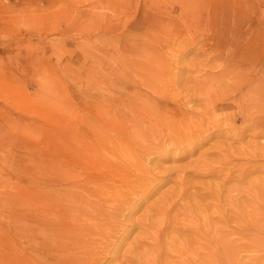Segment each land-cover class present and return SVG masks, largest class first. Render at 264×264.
Wrapping results in <instances>:
<instances>
[{"label": "rangeland", "instance_id": "1", "mask_svg": "<svg viewBox=\"0 0 264 264\" xmlns=\"http://www.w3.org/2000/svg\"><path fill=\"white\" fill-rule=\"evenodd\" d=\"M0 264H264V0H0Z\"/></svg>", "mask_w": 264, "mask_h": 264}, {"label": "bare ground", "instance_id": "2", "mask_svg": "<svg viewBox=\"0 0 264 264\" xmlns=\"http://www.w3.org/2000/svg\"><path fill=\"white\" fill-rule=\"evenodd\" d=\"M227 48H229V47H227ZM226 50V49H225ZM155 76V75H154ZM149 79V78H148ZM153 84H154V82H153ZM202 108V107H201ZM170 110V109H169ZM172 111V110H171ZM174 111V110H173ZM172 111V112H173ZM143 115H144V117L146 118V119H150V120H152V124H154V125H156V126H160L159 124H163L162 123V121L165 123L166 122V120L165 119H163V117L159 114V113H157L154 109H150V110H147V109H143V111L141 112ZM184 113H187V112H184ZM170 114H171V112H170ZM175 115V113H172V115ZM189 114V113H188ZM247 114V113H246ZM190 115V114H189ZM201 115V114H200ZM199 116V115H198ZM202 117V116H201ZM204 117V116H203ZM202 117V118H203ZM186 118H188V116L186 117ZM189 118H190V116H189ZM192 118H194V117H192ZM202 118H199V119H202ZM123 119V118H122ZM188 121V120H187ZM190 121V120H189ZM185 123V122H184ZM200 123V122H199ZM128 124V123H127ZM187 124H188V122H187ZM191 125V124H190ZM149 126H151V127H155V126H153V125H149ZM121 127V126H120ZM185 127V126H184ZM187 127V126H186ZM193 127V126H192ZM197 127V126H196ZM199 127V126H198ZM134 128H136L137 129V126H135ZM187 129V128H186ZM200 130V129H199ZM207 130V129H206ZM125 131V130H124ZM127 131V130H126ZM193 131V130H192ZM195 131V130H194ZM202 131V130H201ZM166 132V131H165ZM168 132V131H167ZM196 133V132H195ZM119 134V133H118ZM130 134V133H129ZM135 134V133H134ZM173 134V133H172ZM203 134V133H202ZM125 135V134H124ZM127 135V134H126ZM164 135V134H163ZM205 135H207V134H205ZM130 136V135H129ZM169 136V135H168ZM182 136V135H181ZM198 136V135H197ZM164 137V136H163ZM180 137V136H179ZM116 141V140H115ZM157 141V140H156ZM125 142H127L126 140H125ZM143 142V141H142ZM128 143V142H127ZM155 143V142H154ZM123 144V143H122ZM125 144V143H124ZM129 144V143H128ZM178 144V143H177ZM152 145V144H151ZM157 145V144H156ZM111 146V145H110ZM129 146V145H128ZM145 146V145H144ZM151 147V146H150ZM155 147V146H154ZM153 147V148H154ZM111 148H113V146H111ZM128 149H129V147H128ZM156 149V148H155ZM109 150H112V151H108V149L107 148H103L101 151H100V153L102 154V155H104V156H106V157H108V156H110L111 158H114L115 156V149H109ZM122 150V149H121ZM126 150V149H125ZM130 150V149H129ZM137 150V149H136ZM136 150H135V152H136ZM153 150V149H152ZM129 153L128 151H124V152H120L119 153V156H128L127 155V153ZM163 152V151H162ZM131 153V152H130ZM161 153V152H160ZM132 154V153H131ZM157 154V153H156ZM166 154H167V152H166ZM151 155V154H150ZM181 155H182V153H181ZM168 156V155H167ZM175 156V155H174ZM160 157V156H159ZM165 157V156H164ZM120 158H122L123 159V157H120ZM149 158H150V156H149ZM126 159V158H125ZM128 159V158H127ZM131 159H132V157H131ZM145 159V158H144ZM129 160V159H128ZM127 160V161H128ZM175 160H176V158H175ZM101 161V160H100ZM151 161V160H150ZM149 161V162H150ZM89 162V161H88ZM107 162V161H106ZM111 162V161H110ZM147 163V162H146ZM148 164V163H147ZM186 166V165H185ZM191 167V166H190ZM148 168V167H147ZM155 170V169H154ZM102 171V170H101ZM114 171V170H113ZM96 172V171H95ZM138 172V171H137ZM100 173V172H99ZM95 174V173H94ZM139 175V174H138ZM181 175V174H180ZM128 181V180H127ZM149 182V181H148ZM111 183H113V182H111ZM152 184V183H151ZM154 184V183H153ZM64 185V184H63ZM120 185V184H119ZM56 186V185H55ZM129 186V185H128ZM153 186V185H152ZM104 187V186H103ZM112 187V186H111ZM121 187V186H120ZM150 187V186H149ZM130 188V187H129ZM147 188V187H146ZM128 190V189H127ZM116 191V190H115ZM146 191V190H145ZM152 191V190H151ZM190 191V190H189ZM24 192V191H23ZM122 192V191H121ZM127 192V191H126ZM150 193V192H149ZM19 194V193H18ZM121 194V193H120ZM132 194V193H131ZM130 194V195H131ZM138 194V193H137ZM136 194V195H137ZM139 194H140V192H139ZM152 194V193H151ZM141 195V194H140ZM125 196H127V195H125ZM126 198V197H125ZM138 198V197H137ZM143 198V197H142ZM197 199V198H196ZM144 200V199H143ZM134 201V200H133ZM142 201V200H141ZM145 201V200H144ZM176 201V200H175ZM135 202V201H134ZM136 203V202H135ZM142 202H140L139 204H141ZM144 203V202H143ZM175 203V202H174ZM132 204V203H131ZM128 205V204H127ZM127 205H126V207H127ZM138 205V204H137ZM145 205V204H144ZM144 205H143V207H144ZM159 205V204H158ZM131 206V205H130ZM135 206V205H134ZM142 206V205H141ZM148 206V205H147ZM152 206V205H151ZM126 207H124V209L126 208ZM129 207V206H128ZM132 207V206H131ZM146 207V206H145ZM118 208V207H117ZM130 208V207H129ZM139 208V207H138ZM133 209V208H132ZM143 209V208H142ZM141 211V210H140ZM145 211H147V210H145ZM150 211H151V209H150ZM115 212V211H114ZM152 212V211H151ZM117 213V212H116ZM154 213V212H153ZM157 213V212H156ZM120 214H121V212H120ZM149 214V213H148ZM114 215H116V214H114ZM118 215V214H117ZM151 215V214H150ZM121 216V215H120ZM123 216V215H122ZM129 216V215H128ZM132 216V215H131ZM124 217V216H123ZM122 217V218H123ZM144 217V216H143ZM107 218V217H106ZM146 218V217H145ZM144 218V219H145ZM128 219V218H127ZM143 221V220H142ZM146 221V220H145ZM144 222V221H143ZM117 223V222H116ZM145 223V222H144ZM87 225V224H86ZM118 226V225H117ZM123 226V225H122ZM148 226V225H147ZM221 226V225H220ZM136 227V226H135ZM117 228V227H116ZM124 228V227H123ZM112 229V228H111ZM113 230H115V229H113ZM130 230V229H129ZM148 230V229H147ZM131 231V230H130ZM114 232V231H113ZM96 234V233H95ZM125 234H126V230H125ZM124 234V235H125ZM239 234V233H238ZM115 235V234H114ZM158 235V234H157ZM112 236V235H111ZM231 241V240H230ZM235 241V240H234ZM106 244V243H105ZM226 244H227V242H226ZM228 245H230V242L228 243ZM108 248V247H107ZM154 248V247H153ZM227 248V247H226ZM246 248V247H245ZM150 250V249H149ZM231 250V249H230ZM152 253H153V251H152Z\"/></svg>", "mask_w": 264, "mask_h": 264}]
</instances>
